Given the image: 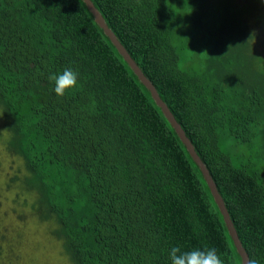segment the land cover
Segmentation results:
<instances>
[{"label":"trees","instance_id":"trees-1","mask_svg":"<svg viewBox=\"0 0 264 264\" xmlns=\"http://www.w3.org/2000/svg\"><path fill=\"white\" fill-rule=\"evenodd\" d=\"M92 1L264 264V78L244 81L264 67L242 68L264 65V0ZM65 68L78 84L58 98L48 77ZM0 123L25 167L9 188L52 222L68 264H171L174 246L243 264L200 167L84 0H0Z\"/></svg>","mask_w":264,"mask_h":264},{"label":"rangeland","instance_id":"rangeland-1","mask_svg":"<svg viewBox=\"0 0 264 264\" xmlns=\"http://www.w3.org/2000/svg\"><path fill=\"white\" fill-rule=\"evenodd\" d=\"M253 26L256 27L257 22ZM236 31L233 29V33ZM246 41L245 54L250 56L254 51L256 53L257 42ZM262 67L264 65L259 67L250 61L242 65L244 70H260ZM259 78H264V71L246 73L244 81L249 84ZM4 153L5 149L0 145V264H68L62 243L55 235L52 236L55 230L52 222L40 221L32 216V211L18 201L24 199L25 194L17 195L14 189L9 188L14 172L24 176L23 158L6 156Z\"/></svg>","mask_w":264,"mask_h":264},{"label":"water","instance_id":"water-1","mask_svg":"<svg viewBox=\"0 0 264 264\" xmlns=\"http://www.w3.org/2000/svg\"><path fill=\"white\" fill-rule=\"evenodd\" d=\"M84 2L87 4L90 11L93 13L94 18L96 22L99 24V26L105 31L106 35L111 39L113 44L116 46L120 54L124 57V59L128 62L130 67L133 69L135 74L138 76L140 81L150 90L153 99L155 102L161 107L164 115L169 120V122L172 124L176 132L178 133L181 141L185 144L188 151L190 152L192 158L194 161L198 164L200 167L208 186L211 190V193L215 199V202L217 203L223 217L226 223V226L228 228V231L230 233V236L233 239V242L237 248L238 253L241 255L242 263L243 264H249L250 256L246 250V248L243 246V243L240 239L239 233L235 227V224L232 220V217L230 215V212L228 210V207L226 206L225 200L220 193L217 183L214 180L207 164L204 162V160L201 158V156L196 151V148L191 141V139L186 134V131L180 124V122L176 119L175 115L173 114L172 110L168 106V104L163 100L161 97L158 89L156 88L155 84L152 82V80L144 73L140 65L137 63V61L132 57L128 49L124 46V44L121 42V40L118 38L114 30L109 26L106 19L104 18L101 11L96 7L94 2L92 0H84Z\"/></svg>","mask_w":264,"mask_h":264},{"label":"clouds","instance_id":"clouds-1","mask_svg":"<svg viewBox=\"0 0 264 264\" xmlns=\"http://www.w3.org/2000/svg\"><path fill=\"white\" fill-rule=\"evenodd\" d=\"M48 79L55 84V95L58 98H63L69 90L77 87L78 73L72 68H65L61 74L50 75ZM169 256L171 264H223L215 248L181 252L179 247L174 246L171 248ZM249 264H257V261L250 260Z\"/></svg>","mask_w":264,"mask_h":264}]
</instances>
